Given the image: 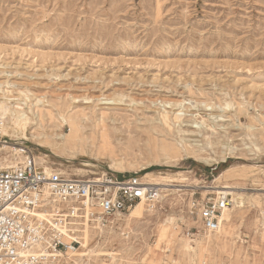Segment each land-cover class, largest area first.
Returning a JSON list of instances; mask_svg holds the SVG:
<instances>
[{"label":"rangeland","instance_id":"rangeland-1","mask_svg":"<svg viewBox=\"0 0 264 264\" xmlns=\"http://www.w3.org/2000/svg\"><path fill=\"white\" fill-rule=\"evenodd\" d=\"M0 82L10 99H41L55 112L73 96L113 98L114 106L74 105L103 109L119 129L112 156L52 153L29 140L30 129L28 140L17 133L6 146L73 176L149 172L171 185L153 211L138 207L129 222L130 212L106 227L79 224V250L50 264H264V0H0ZM161 106L183 110L172 132L160 123ZM199 126L182 137L198 141L193 152L212 165L155 149L175 141L178 127ZM225 186L243 205L228 195L230 227L205 233L193 202Z\"/></svg>","mask_w":264,"mask_h":264},{"label":"built area","instance_id":"built-area-1","mask_svg":"<svg viewBox=\"0 0 264 264\" xmlns=\"http://www.w3.org/2000/svg\"><path fill=\"white\" fill-rule=\"evenodd\" d=\"M5 121L0 119V130ZM0 137V264H50L79 250V224L106 227L138 205L154 208L163 185L145 175L102 172L73 176L41 162L28 148L2 151ZM11 163V165H8ZM231 200L221 194L193 202L202 230L218 233Z\"/></svg>","mask_w":264,"mask_h":264},{"label":"bare ground","instance_id":"bare-ground-1","mask_svg":"<svg viewBox=\"0 0 264 264\" xmlns=\"http://www.w3.org/2000/svg\"><path fill=\"white\" fill-rule=\"evenodd\" d=\"M3 84V82H0V88L3 86ZM0 94H2V96H0V119L5 121V126L0 130L1 138L16 136L17 133H20L24 137V139L28 140L27 133L30 129L31 131H33L30 134L29 140H31L32 142L34 141L38 146L46 148L52 153L74 157L77 153L95 155L96 153L107 152V156H112L115 148V132L119 131V129L115 125L110 126L107 121L110 120L115 122L118 121V119L115 117L113 118L110 114L102 111L103 109L101 108H99V112L97 110L95 111L97 107H94L93 109L90 108V110L93 112L87 113V109L78 110V106L74 104L79 103L80 99H83L85 101L91 102V104L99 102L100 105H106L107 107L114 106L115 99L107 96L104 97V95L93 97L90 99L84 96H73L70 98L72 104L69 105L68 103H66V106L61 107L63 108L61 111L55 112V110H49V106H47L41 99H36L37 101L35 103H32V105H28L26 102H20L17 99H10V92L5 91L4 89L0 90ZM20 94L26 101L29 100L27 92H20ZM112 109L113 108L108 107V110ZM182 111L183 110H179L178 112L174 113V111H168L166 106H161L157 111L158 116L160 117L161 125L166 128V130L168 129L172 132V126L175 127L182 121ZM46 122L48 125L53 123H60L61 125L66 124L69 128V131L68 133H64L63 131L60 133H55L54 131H52V133H49L46 128L49 129L50 127H46ZM188 133H202V129L199 126V129L197 131L190 132L188 130L181 129V127H178L174 136H177L179 138L176 137V140H173V142L164 140L161 143L157 144L155 149L158 148L160 151L167 154H174L175 158H177V156H180L182 158H184L185 156H193L196 158V160L201 159L206 164L212 165L214 163L213 160L200 157V155L193 152V150H195L193 148L200 147V145L197 143L198 141H192V143H194V146L188 145L187 142L191 143V140L188 139L189 137H182L183 134ZM256 147L257 149L259 148V146ZM7 149L11 148L5 145L2 151H6ZM199 151L201 152L203 151V149L199 148ZM224 158V161L226 162L227 158ZM8 165H11V163H9ZM113 166L117 168V171H119V173H125L128 170L127 167L121 163L115 162ZM140 169L146 170L147 166L142 165ZM234 170L235 169L233 167L228 168L220 173L219 177L231 174ZM145 179L150 182L163 185V187H171V185L168 183L169 179H167L166 177H162L163 180L155 179L152 176V173L148 172L145 174ZM222 189L226 191H221L220 193L225 195H232L234 197V200L236 201L237 206L243 205L242 195L231 192L230 190L232 188L229 186L222 187ZM164 197L166 196H162V198ZM138 207H144V205H138L131 211L136 210ZM151 210L153 211V209ZM136 213L137 211L131 213L130 216L126 218L127 221H131V218ZM231 223V212L230 210H226L222 216V223L218 233L220 234V232H224L227 229V226L230 227ZM165 232L166 229L164 228L161 234L163 235L165 234ZM87 244L88 242H85V244H83V248H87ZM71 255L72 254H70L69 256Z\"/></svg>","mask_w":264,"mask_h":264}]
</instances>
